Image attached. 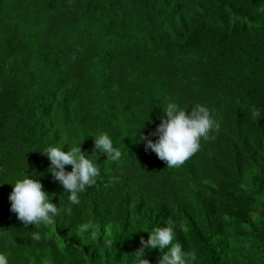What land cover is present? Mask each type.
<instances>
[{
	"label": "trees",
	"instance_id": "1",
	"mask_svg": "<svg viewBox=\"0 0 264 264\" xmlns=\"http://www.w3.org/2000/svg\"><path fill=\"white\" fill-rule=\"evenodd\" d=\"M32 92L35 113L21 117ZM169 100L186 110L203 104L220 122L175 169L136 142L138 132L155 142ZM52 121L53 130L40 127ZM102 132L122 155L95 153L100 175L73 205L42 154L49 144L81 143L92 155ZM25 175L60 209L53 225L25 226L10 211L9 184ZM168 226L173 244L196 251L192 264H264V3L0 0V253L8 264H157L163 252H139L141 240Z\"/></svg>",
	"mask_w": 264,
	"mask_h": 264
},
{
	"label": "clouds",
	"instance_id": "2",
	"mask_svg": "<svg viewBox=\"0 0 264 264\" xmlns=\"http://www.w3.org/2000/svg\"><path fill=\"white\" fill-rule=\"evenodd\" d=\"M260 1L264 3V0ZM36 15L40 16V13ZM55 53L57 54V48ZM55 58L56 55L52 57L54 64ZM32 94L33 92L26 103L24 100L21 117H29L35 113L36 106H33ZM54 94L58 96L60 103L67 104V98L63 94L57 91ZM46 102L52 105L50 97L46 99ZM163 114V116L157 117L160 123L155 129L154 135L158 137L155 142L140 135L139 132L136 135V137L139 136L136 142H143L145 150H151L158 159L166 162L168 169L179 168L198 154L201 151V142L208 139L214 129L220 127V122L214 118L207 106L199 103L190 110H186L178 103L169 100ZM251 116L253 119L260 118L261 110L252 108ZM52 120H54L53 117ZM40 127H49L53 130L54 122L52 121L49 126ZM93 142L95 152L92 155L81 151V143L67 151H62L61 147L49 144L45 149V154H42L50 161L51 167L48 171L53 179L66 190L67 200L73 205L80 204L79 194L93 186L100 175V169L96 163L99 157L95 153H101L113 161L118 160L122 155L114 147L112 138L106 132L93 138ZM69 165L71 171H66L65 166ZM9 185L12 187L8 196L10 211L25 226L29 224L53 225L55 223L60 209L50 202L52 197L43 190L42 184L37 179L25 175ZM79 227L82 232H88L93 225L89 221ZM32 238L40 240L41 235L39 232H34ZM174 240H176V236L173 227H157L153 230V234L149 235L147 241L141 240L143 248L139 252L144 249H158L160 253L163 252L160 254L157 264H192L196 258V251L194 249L185 250L179 242L173 244ZM0 264H8V258L3 253H0ZM44 264H50V261L46 260ZM141 264H148V262L143 259Z\"/></svg>",
	"mask_w": 264,
	"mask_h": 264
}]
</instances>
